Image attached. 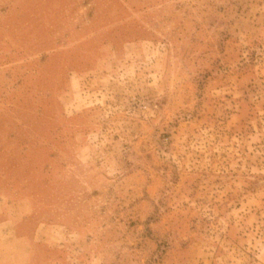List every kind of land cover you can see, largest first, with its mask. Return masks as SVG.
I'll use <instances>...</instances> for the list:
<instances>
[{
  "label": "rangeland",
  "instance_id": "obj_1",
  "mask_svg": "<svg viewBox=\"0 0 264 264\" xmlns=\"http://www.w3.org/2000/svg\"><path fill=\"white\" fill-rule=\"evenodd\" d=\"M0 200L30 264H264V0H0Z\"/></svg>",
  "mask_w": 264,
  "mask_h": 264
},
{
  "label": "crops",
  "instance_id": "obj_2",
  "mask_svg": "<svg viewBox=\"0 0 264 264\" xmlns=\"http://www.w3.org/2000/svg\"><path fill=\"white\" fill-rule=\"evenodd\" d=\"M29 213L25 200H0V264H30L29 249L39 246V238L29 231Z\"/></svg>",
  "mask_w": 264,
  "mask_h": 264
}]
</instances>
